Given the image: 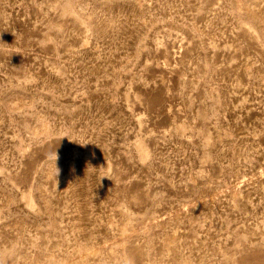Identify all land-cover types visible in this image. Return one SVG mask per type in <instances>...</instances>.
<instances>
[{
	"label": "rangeland",
	"instance_id": "1",
	"mask_svg": "<svg viewBox=\"0 0 264 264\" xmlns=\"http://www.w3.org/2000/svg\"><path fill=\"white\" fill-rule=\"evenodd\" d=\"M0 264H264V0H0Z\"/></svg>",
	"mask_w": 264,
	"mask_h": 264
},
{
	"label": "bare ground",
	"instance_id": "2",
	"mask_svg": "<svg viewBox=\"0 0 264 264\" xmlns=\"http://www.w3.org/2000/svg\"><path fill=\"white\" fill-rule=\"evenodd\" d=\"M31 201H32V200H31ZM31 201H30V203H32Z\"/></svg>",
	"mask_w": 264,
	"mask_h": 264
}]
</instances>
